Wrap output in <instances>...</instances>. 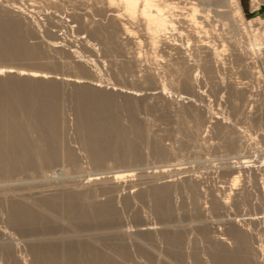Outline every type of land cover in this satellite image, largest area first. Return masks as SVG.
Segmentation results:
<instances>
[{
  "label": "rangeland",
  "instance_id": "obj_1",
  "mask_svg": "<svg viewBox=\"0 0 264 264\" xmlns=\"http://www.w3.org/2000/svg\"><path fill=\"white\" fill-rule=\"evenodd\" d=\"M170 1L177 3L167 11L174 23L154 34L139 10L131 16L119 1L0 0V27L14 30L33 49L0 58L3 70L85 84L57 82L48 91L57 103L49 112L41 100L48 82L1 74L0 92L37 94L19 108L30 154L52 143L58 161L0 173V264H42L31 238L13 221L12 200L25 203L45 228L81 238L112 264H169L174 258L164 229L181 237L172 248L179 264H220L224 246L235 247L232 224L247 232L250 250L264 264V65L248 52L255 49L254 33L264 30V0H239L238 15L230 1L218 6L194 0L203 14L212 11L208 21L199 15L198 23L188 13L192 0ZM86 97L98 102L100 112V100L108 99L109 111L91 114ZM99 119L115 123L120 135L100 161L86 139ZM126 145L129 153H121ZM118 173L122 178L115 182ZM90 203L111 204L108 210L118 216L110 227L77 219ZM149 227L159 234L153 233L150 253L141 252L135 234ZM41 230L38 238L46 235ZM111 242L126 243L129 255Z\"/></svg>",
  "mask_w": 264,
  "mask_h": 264
},
{
  "label": "bare ground",
  "instance_id": "obj_2",
  "mask_svg": "<svg viewBox=\"0 0 264 264\" xmlns=\"http://www.w3.org/2000/svg\"><path fill=\"white\" fill-rule=\"evenodd\" d=\"M115 1H119V3L125 8V10L131 16L135 15V13L139 10L141 12L142 17L144 18V20L146 22L148 30L152 31L154 34H158L160 32H163L164 30H166L168 28L169 24L172 25L174 23L173 20L169 18L167 11L172 9V8L177 7V3H174L170 0H108L110 5L114 4ZM212 1L214 3L216 2V4L218 6H221L222 4L228 3L230 1V3H232L231 6L233 7L234 13L236 15L240 14L243 11V7H242L241 2L239 0H212ZM253 2L258 3L259 0H253ZM188 4H189L188 9L190 11L188 13L190 14L189 16H191L190 18H192L194 23L199 22L198 21L199 15H202L205 18V20H207V21L210 19V16H212V11L210 9H208V11L205 14H203L202 10L200 9L199 4H197V2H195L194 0L190 1ZM257 6H259V5H257ZM201 22H203V21H201ZM1 25H2V23H1ZM6 25L10 26L9 22L3 24V26H6ZM13 31L9 30V29L7 30L4 27H0V58L14 56L16 53H21L20 51H23V50L26 52H29V53L33 52V49L31 47H27V45L24 44L21 37ZM254 41H255V49H254L255 51L254 50L253 51L248 50V52L250 54H253V55L255 53H257L258 57L261 58V60H260V61H262L261 63L264 65V30L261 32L259 30V32L257 31L256 34L254 33ZM52 44H54V43H52ZM249 47L251 48L250 44H249ZM2 68L5 69L6 67H0V81L3 80L1 77L2 72H5L9 76H13V77L29 79L31 81L42 80V81L48 82L49 84L46 85V88L44 87L46 90L44 92L47 94V96H46V98L41 97V100L45 102V105L47 106L46 109L49 110V112H52L56 109L57 103H56L55 97H52V95L49 94L48 91L55 90L57 87L56 86L57 82H59V81L65 82L66 81V82L76 84L78 86H85V84H83L78 79H76V80H74V79L59 80V79L54 78V77L53 78L52 77H46L45 76L46 73H45V75H39L40 73L39 74L34 73L36 71H33V73H31V72H29V73L17 72L18 70L16 72H12L13 69L5 71ZM8 68L11 69L10 67H8ZM19 70H24V69H19ZM13 83H16V81H14ZM0 84H1V82H0ZM93 86H96V85H93ZM18 87H19V84H18ZM1 88H2V86H1ZM5 90L6 91L0 92V173L15 172L17 169H22L24 167H28L31 165H33L32 167H35V166L46 167V166H51L54 163H57L58 158L56 156V148L54 147V145L52 143H50L51 146L49 147V149L47 151H45V150H44L45 152L40 151V150L36 151L37 153L34 157L32 156V154H30L31 150H32V147L30 146L31 143L27 139V131H26L25 126H23L20 123L21 117L19 114V108L22 105H24L25 102H29V101L33 100L37 94H35L33 90L32 91L31 90L25 91V89H22V88L12 89V90L11 89H9V90L5 89ZM82 91H84V90H82ZM82 93L85 94V92H82ZM88 93L89 92H87V94ZM127 94L130 96H137L136 93L130 92V91ZM43 95H44V93H43ZM91 98H87L88 99L87 104H85V109H87L88 112H90L91 114H94L96 116V114H101V113L105 114L106 112L109 111V108H110L109 105L110 104L108 103L109 101H107L108 99L102 100V102L100 100V104H102V106H103V108H102L103 112H100L99 107H98V102L96 103V101H94ZM41 104H43V103H41ZM39 112H40V110H39ZM28 113H30V112L28 111ZM25 114L28 116L27 113H25ZM43 116H45V114ZM100 119H99V122H97L96 124H93V126H90L88 128V131L86 134V139L93 149V155L95 156V160H99V161L106 158V156H105L106 155V149L111 148L112 145L116 146L118 138H120L119 131L115 128V123H113V122L111 124L109 123L110 125H112V127H111L107 124V122H109V121L103 122ZM46 120H47V118H46ZM55 122H57V121H55ZM37 123H36V125H38ZM83 123H85V122H83ZM32 126H33V128H36V126L35 127H34V125H32ZM51 127H52V125H51ZM48 129H46V130H48ZM56 129H57V127H56ZM49 130L51 132V129H49ZM84 133L85 132H83V134ZM47 135H48V133H47ZM55 135L56 134H54V133H53V135H50L52 138L48 139V141L54 142L53 138H55ZM118 150H119V148H118ZM128 151H130V149H129V146L126 145V147L123 148V151H121V153L126 152V154H127V153H129ZM71 152H72V150H71ZM109 152H111V150ZM15 155L17 156L16 157L17 159L15 158ZM93 155H91V156H93ZM129 155L132 156V154H129ZM7 156H9V157L7 158ZM122 157H124V156H122ZM126 157H129V156H126ZM69 158L71 161H74L75 155L73 153H70ZM112 178H113L112 180L116 182L122 178V173L115 174ZM238 179H239L238 175L233 177V183H236ZM153 195L155 196L156 213L160 215V211H159L160 207H161V205L159 203V202H161L160 201L161 199L159 198L160 193L153 194ZM81 196H82V194H81ZM84 196H86L85 193H84ZM12 201H13L12 202V208H13V211H12L13 217L12 218H13V221L18 225L19 229H21L25 234H27L31 238L29 241L31 242L33 249L37 253V261L38 262H40L42 264H58L61 260H65L69 264H72V263L76 264V263L81 262V261L91 263V264H93V263L94 264H108V263L112 264V263H110V261H112V260L108 257H105L100 252H98L96 250L97 248L95 249V247L84 245L81 241H79L81 239L79 237H78V239L77 238L73 239V238H69L68 236H63L62 232L60 233L59 230L53 229L52 228L53 226L48 228V229L45 228L46 226H44V224H42L40 222V218H38L37 214L34 213L33 211H31V209L28 208V206L25 203L19 202L16 200H12ZM73 202L74 203L72 205L74 208H76L77 203L75 201H73ZM109 206H111V204L107 203V204H103V205H94V204L90 203V204H88L87 208L85 207L82 209V211H81V213L77 219H80L87 226H95V225L99 226V225L104 224V225H107L110 227L112 225V221H113L114 217L118 216V214L112 208H110L108 210ZM74 210L70 209L69 214H72L74 212ZM47 227H49V226H47ZM41 229H44L46 231V235L43 238L40 235V237L38 238V236H37L38 232L37 231L38 230H40V232L43 231ZM155 231H156L155 229H151L149 227V228L141 229L139 232H137L135 234L137 236V238L139 239V241L137 242V245H138L141 252L143 251V252L150 253V250H152L150 248L152 245L151 241L154 240V239H152V236H153V233ZM162 232H163L162 234L164 235V238H165L164 241H166V243L168 245V250H169L168 254H170V256H172L174 259L175 258L178 259V257H179L178 252L172 248H174V246L179 244L178 241L181 237L179 235H176V234H175L176 236H174L170 229H164ZM58 233H60V234H58ZM155 233L159 234L158 232H155ZM100 234H102V232ZM229 234L232 237V239L234 240L235 247L234 248H228V247L224 246L221 253L217 254L218 256H217L216 261H218L220 264H261L260 261L258 260L257 254L255 252L256 250L255 251L250 250L251 248L249 247L250 244L248 243L247 232L244 231L242 229V227H240L237 224H232L231 228L229 229ZM100 236H97L96 234L94 235V237L97 241L103 240L102 238H104V237L101 238ZM157 236H158V238L160 237L159 235H157ZM157 236H155V237H157ZM220 240H221L220 242L223 243L225 241V238H220ZM111 244L113 245L114 248H116L119 251H121L120 249H122L121 252L124 255H129V253H130L129 249H128L129 247L126 246V243L121 244L119 242H114V243L111 242ZM152 248H155V247H152ZM132 249L134 251V247ZM140 251H138V252H140ZM133 254H135V253H133ZM168 254H167V256H168ZM141 255H144V254H141ZM139 256H140V254H139ZM146 257H147V255H146ZM148 257H149V255H148ZM141 258H144V257L142 256ZM168 259H169V257H168ZM174 259L171 260V262L169 264H179V262L177 260H174Z\"/></svg>",
  "mask_w": 264,
  "mask_h": 264
}]
</instances>
